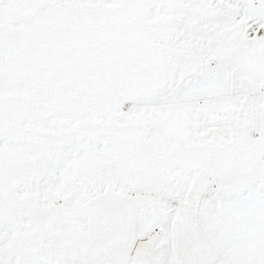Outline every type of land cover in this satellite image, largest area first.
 Returning a JSON list of instances; mask_svg holds the SVG:
<instances>
[{"label":"snow or ice","instance_id":"6c2138e0","mask_svg":"<svg viewBox=\"0 0 264 264\" xmlns=\"http://www.w3.org/2000/svg\"><path fill=\"white\" fill-rule=\"evenodd\" d=\"M0 264H264V0H0Z\"/></svg>","mask_w":264,"mask_h":264}]
</instances>
